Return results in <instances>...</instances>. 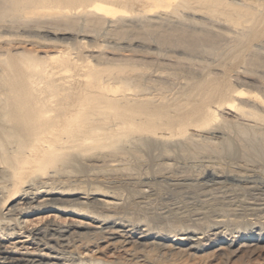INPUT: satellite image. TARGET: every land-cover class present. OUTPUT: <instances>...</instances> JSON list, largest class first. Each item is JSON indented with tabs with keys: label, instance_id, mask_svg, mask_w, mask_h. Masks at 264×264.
<instances>
[{
	"label": "bare ground",
	"instance_id": "6f19581e",
	"mask_svg": "<svg viewBox=\"0 0 264 264\" xmlns=\"http://www.w3.org/2000/svg\"><path fill=\"white\" fill-rule=\"evenodd\" d=\"M58 25L74 31L55 46L40 34ZM135 31L136 59L90 44ZM0 42V238L25 234L65 261L52 264L264 243V90L230 77L264 64V0H0ZM46 212L83 220L21 221ZM98 242L124 257L69 251ZM3 249L0 264H51Z\"/></svg>",
	"mask_w": 264,
	"mask_h": 264
},
{
	"label": "rangeland",
	"instance_id": "374dc122",
	"mask_svg": "<svg viewBox=\"0 0 264 264\" xmlns=\"http://www.w3.org/2000/svg\"><path fill=\"white\" fill-rule=\"evenodd\" d=\"M61 7H66V5H63ZM36 23L40 25L44 22L39 19ZM73 31H74V29H72V28L69 29L68 27L58 25L53 30L54 34L41 33L40 36H42L46 41L48 40V41L54 42V45L58 46V45H61L63 43H66V42H70L73 35L69 34V32L72 33ZM20 34H23L24 36H34L35 35L34 33H31V32H20ZM116 39L117 40L115 42H118V43H115V42L110 43L109 41H107V39L105 37L98 36L97 38L92 39L90 44L94 45V47H99L96 49H98V52L100 54H102L103 56L116 57V58L121 57V59H124V58L125 59H131V58L136 59V58H138V56L137 57L135 56V55H137V53L130 52L128 50L129 44H133V47H137L136 48L137 50L141 49L139 47V45L144 46V45H142V43L148 44V40H147L148 38H147L146 33L143 34V33H139L136 31L134 33H130L127 35H122V36L119 35V37L116 36ZM134 41H137V43H134ZM116 45H118V46H116ZM0 46H4L3 43L0 42ZM118 47H119V50H118ZM222 47L220 46L221 49H222ZM20 50H27L28 52L36 53L37 56H43V53L41 52V48H39L37 46L33 47V46H29V45H24V46H20ZM210 51L213 53V50H210ZM263 51H261V52H263ZM201 52H202V54H201ZM201 52H200V57L204 58V59H205V57H207L206 60L208 62L209 61L212 62L214 60H217L216 52H214L215 57L213 55H211L212 53L211 52L209 53L208 50H207L208 55L206 54V51L204 53V50ZM1 56H2V53L0 51V57ZM209 56H212L213 60L211 58H209ZM260 57L261 58L263 57V59H264V53L263 54L261 53ZM153 58H154V55L151 56L149 60H154ZM209 59H211V60H209ZM253 63L254 62L251 63L253 65V67L251 66V64L248 63V66H251L252 68L248 67L245 64L247 66L246 67L243 64L241 69H240L242 73H240L237 77L234 73H232V74L230 73V77H231V79L239 80L242 84L247 82L250 85V86L249 85L247 86V83H246V86L244 84L245 87L250 88L253 85H255V87L253 86L252 88L264 90V85H263L264 84V75H263L264 74V70H263L264 64L258 63V65L255 66V64H253ZM255 63H257V62H255ZM260 64H263L262 65L263 67H260L261 66ZM257 66H259V67H257ZM244 70H246V72ZM214 71L217 72L216 69H214ZM243 71L245 72L246 75L244 74ZM258 81H259V83H258ZM261 82H263V83L261 84ZM223 114L226 118H229V119H231V118L234 119L236 117L233 113H231L229 111H224ZM51 215H55L56 220L58 219L61 222H64V221L71 222V221L83 220L82 218L72 216V215H59V214H56L53 212H46V213H42V214H34L32 216H29V217H24L21 219V221L27 220L28 225L30 224L29 222H31L33 225H35V224L42 225L43 223L46 222L47 217H50ZM86 222L89 223V221L85 220V223ZM0 239H1L0 244L4 248L3 250L7 251L8 255H13V256H15V255L16 256L32 255L35 257L38 256V257L44 258V261H46V262L49 261L51 264L52 263H60V262L64 263L65 262L62 260H58V258H60L61 256L56 255L55 252L50 251V249H46L45 246H42V244L37 245V241H35V242L31 241V239L27 238V236L25 234H22L20 236L19 235L8 236V237L4 236V237H1ZM105 241H107V240H105ZM51 244H53V243H51ZM108 245L109 244L105 243V242H100V243L98 242L95 244H89L86 247V245H83V244L81 245V243H78V244H76L77 247L70 248L69 251H71L72 253H76V254L84 252V254L82 255V258H84V259H90V258H92V256L95 258H102L105 260H116L117 256H120V257L123 256L124 257L122 252L121 253H115L114 249H108L107 248ZM114 247H117V246H114ZM87 248H88V250H87ZM125 249L128 250V249H132V248L127 247ZM215 249L216 248L214 247L212 249H208V250H205L203 252L196 253L192 257H185L182 259V261H178V263H180V264H264V243H262L261 246H259L258 250H254V248L253 249H250V248L249 249H243L234 255H230L229 257L224 255L222 252H216ZM118 259H121V258L118 257ZM66 264H68V263H66Z\"/></svg>",
	"mask_w": 264,
	"mask_h": 264
}]
</instances>
